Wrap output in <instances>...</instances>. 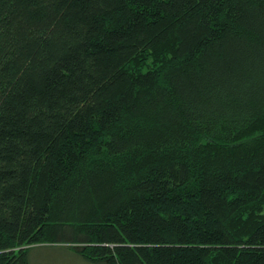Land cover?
Returning <instances> with one entry per match:
<instances>
[{"label":"trees","instance_id":"16d2710c","mask_svg":"<svg viewBox=\"0 0 264 264\" xmlns=\"http://www.w3.org/2000/svg\"><path fill=\"white\" fill-rule=\"evenodd\" d=\"M264 264V0H0V264Z\"/></svg>","mask_w":264,"mask_h":264},{"label":"rangeland","instance_id":"374dc122","mask_svg":"<svg viewBox=\"0 0 264 264\" xmlns=\"http://www.w3.org/2000/svg\"><path fill=\"white\" fill-rule=\"evenodd\" d=\"M74 245L67 242L29 245L28 247L31 248L29 262L30 264H104L83 257L80 252L72 248Z\"/></svg>","mask_w":264,"mask_h":264}]
</instances>
